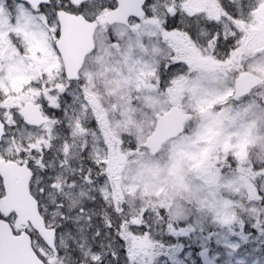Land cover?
I'll list each match as a JSON object with an SVG mask.
<instances>
[{"label": "snow or ice", "instance_id": "6c2138e0", "mask_svg": "<svg viewBox=\"0 0 264 264\" xmlns=\"http://www.w3.org/2000/svg\"><path fill=\"white\" fill-rule=\"evenodd\" d=\"M0 264H264V0H0Z\"/></svg>", "mask_w": 264, "mask_h": 264}]
</instances>
